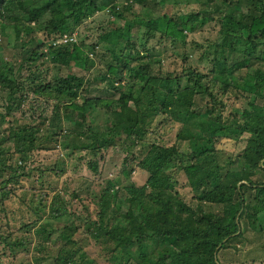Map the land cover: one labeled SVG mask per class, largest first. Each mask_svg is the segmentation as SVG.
I'll return each instance as SVG.
<instances>
[{
  "label": "trees",
  "instance_id": "obj_1",
  "mask_svg": "<svg viewBox=\"0 0 264 264\" xmlns=\"http://www.w3.org/2000/svg\"><path fill=\"white\" fill-rule=\"evenodd\" d=\"M116 1L0 0V50L3 41L11 45L14 40L21 41V50H26L20 66L24 74L20 72L16 76L12 70L14 61L3 60L0 53V90L6 92L3 100L10 102L1 105L5 110L1 119L11 117L28 93L53 103L66 101L64 120L70 127L62 137L71 138L68 157L80 151L95 158L100 151L118 145L126 153L124 162L130 157L134 161L129 168L125 166L123 179L116 182L126 184L123 190L128 210L120 221L107 224L103 222L102 205L96 222L73 208L80 196L75 189L69 193L68 200L65 191L51 180L52 175L56 178L57 174L62 175L63 169L42 165L26 169L35 160L34 152L56 149L53 141L60 128L57 105L37 113V123L36 116L31 115L28 121L11 124V138L0 139V213L9 229L7 238L0 236V239L11 252L30 243L38 253H48L43 246L46 241L54 240L62 247L55 255V264L90 261L86 252L77 247L79 231L102 243L109 260L120 250L127 258L141 260L139 264H221L218 253L233 239L242 237V220L251 217L264 220V127L252 123L248 109L241 113V120L233 115L224 118V106L214 93L216 88L223 93L230 88L237 94L255 93L248 106L264 110V95L261 91L259 94L258 86L249 85L250 80L263 83L264 92V0L199 1L210 11L194 14L192 21L211 14L209 18L219 19L222 27L206 48L190 41V54L182 59L184 64H191L179 73L165 71L156 49L146 44L158 32L157 19L146 15L149 9L143 14L145 20L138 19L135 12L136 4L144 6L146 0ZM166 1L157 0L154 4L162 5ZM156 6L150 8V13ZM105 8L115 19H129L134 26H144L145 42L131 43L126 39L112 43L103 27L92 28L90 25L94 23L105 24L94 19ZM87 20L88 33L96 38L93 44L68 40L56 43L62 36L71 37ZM179 23V18L169 19L160 38L171 44L179 41L188 44ZM31 24L43 34L24 40L35 33ZM31 43L36 45L27 49ZM195 49L197 54L191 58ZM224 50L236 56L230 66L217 57ZM96 52L105 57L106 68L102 74H96L97 79L104 89L117 92L115 99L82 95L88 93L87 88L97 79L78 77L74 70L89 61V53L96 55ZM48 64L56 69L50 76ZM62 66L66 68L64 76L60 75ZM213 66L221 70H214ZM240 70H245L244 77ZM122 73L124 76L120 77ZM202 96L209 101L204 110L196 102ZM257 97L261 104H256ZM48 110H51L49 114ZM159 114L184 126V135L178 132L174 144L145 141L152 121ZM45 128L50 129V134H45ZM241 139L244 146L234 153ZM182 142L187 143L186 150L181 148ZM87 166L95 173L99 169L94 160L89 159ZM134 168L147 173L145 185L137 187L130 179ZM179 169L185 173L193 191L194 205L184 202L171 182L172 171ZM22 178L26 183L15 189ZM113 189L110 183L104 192ZM13 215L27 219L20 222L18 231L30 229V235L9 240L14 234L10 218ZM62 220L69 224L55 229V224ZM73 247L77 250H69ZM152 257H157V262L152 263ZM33 258L42 260L39 256Z\"/></svg>",
  "mask_w": 264,
  "mask_h": 264
},
{
  "label": "rangeland",
  "instance_id": "obj_2",
  "mask_svg": "<svg viewBox=\"0 0 264 264\" xmlns=\"http://www.w3.org/2000/svg\"><path fill=\"white\" fill-rule=\"evenodd\" d=\"M125 2L127 0H117L116 2ZM203 0H167L164 4H154L157 0H146L144 6L140 4H136L135 12L138 14V19H147L143 14H145L146 9H149V12H146V15L157 19V27L156 30V38L149 39L147 41V45L149 47H153L158 52L157 59L161 60L160 65L162 68L170 72L179 73L181 69L188 66L184 64V59L182 57H186V54L189 55L191 51V43L190 41L204 44L205 48L209 45L210 42H213L216 38L217 31L222 27L219 19L211 20V14L204 19L199 20L197 22H193V15L199 12H203L207 9L201 2ZM217 1V0H216ZM215 2V1H214ZM217 3V2H215ZM156 6L155 11L150 13V8ZM210 11V10H209ZM94 19L97 22H105V24H91L90 26L93 28L103 27L107 34L108 40L112 43H116L119 40L125 41L126 39L131 40V43H138L143 44L146 39V28L144 26L139 25H132L127 21H121L118 19L109 16L108 8H105L103 11L96 13ZM179 18V27L183 30L185 35V42L188 43L184 45L182 42H176L175 44H171L170 41L164 40L160 38V33L165 30L166 23L169 19H177ZM143 20V21H144ZM228 20V19H227ZM229 21V20H228ZM88 20L85 21L78 29L74 32L77 34L76 41H83L87 43H94L96 38L93 35H90L86 27ZM32 25V24H31ZM34 28V25H32ZM86 29V30H85ZM35 33L30 34L25 39L30 38L32 36L42 35L43 33L40 30L34 28ZM104 39V38H103ZM23 40V42H25ZM2 42V48L0 50L1 58L3 60H12L14 64L12 65V70L14 75L16 76L18 73L23 72L24 70L20 69L21 63L23 61L24 55L26 54V50H21V41L14 40V43L11 45L9 43ZM36 44L31 43L27 46V49L30 47H34ZM137 45V44H136ZM141 48V47H140ZM211 53V51H210ZM90 54V53H89ZM197 52L196 49L193 50V54L191 58L196 56ZM212 55V53H211ZM213 56V55H212ZM217 55H215V59ZM222 62H227L230 66L234 62L236 56L227 50H224L222 54L218 53L217 56ZM104 59L100 52H96V55H89V61L86 64H79L77 68L74 70V75L76 76H84L89 81L92 78H96L99 75L97 73L102 74L105 71L104 66ZM238 60H240L238 58ZM243 57H241V61ZM6 62V61H5ZM156 65V64H155ZM256 64L253 66V68ZM87 67L88 70H84ZM211 66L209 65V68ZM262 67V66H261ZM214 68V66H213ZM60 75H65L66 68H60ZM244 69V68H243ZM46 70V69H45ZM53 65H47V72L49 76L55 73ZM214 70H221L220 68H214ZM241 74L244 77L245 70H240ZM124 73L120 75L123 77ZM116 83H119V80H116ZM255 82V83H254ZM94 83V82H91ZM123 82L122 84H124ZM255 85L259 90V94L261 91V95H264L262 92V84H256V81L250 80L249 85ZM103 84L97 79L95 84L87 88V94L83 92L82 95H86L85 97L92 98V95L98 96L101 95L103 97H111L115 99L118 97L117 92L113 90H106L103 88ZM218 86V85H217ZM219 87V86H218ZM230 88L226 93H223L222 90L216 88L214 93L218 95L219 100L224 106L222 110V116L224 118H231L237 117L239 120L242 119V112L245 109H248L250 112V119L253 124H257L264 127V110H259L260 108L253 109L248 106V102L251 98H255V93L245 94L241 91L238 94L235 90ZM236 94V96H235ZM27 98L24 102L21 103L20 107L15 109L13 113H11V117H4L1 119L0 117V136L2 139L3 137L11 138V131L10 125L13 123L21 124L24 121L30 120V116H36L35 122H38L37 113L41 112L42 110L55 107V112L59 115L58 117V124L60 128L57 130V136L53 141L54 147L56 149H52L50 152L42 151V152H34L33 157L35 158L34 161L30 162L31 164H27L26 169L30 166L42 165V166H49L58 169L61 168L64 170L62 175L57 174V178L55 175H52L51 180L57 183L58 187L63 189L66 193V199H70L69 193L75 189L79 196L78 201H83L78 203L75 202L73 208L85 217H90L92 220L99 219V211L102 208V205L105 207V215L103 217V222H117L121 220V216L125 213L127 209V203L125 202V191L123 187L126 185L122 183L117 185L116 182L120 181L124 177L123 170L125 166L129 168L131 164L134 162L131 160L124 162V158L126 153H122V146L119 148L118 145L111 146L106 148V150H102L98 153L97 157H89L83 152L74 151V153L70 154L68 157V153L71 150L69 148V142L71 141L70 137L63 138L62 135L64 134L65 130H68L70 124H68L65 120V106L68 105L66 101H61L60 103L54 102L52 100L47 101L44 97H39L38 95H32L30 93L27 94ZM6 97V92L0 90V115H5L4 107L6 103L9 101L3 100ZM79 102V101H77ZM197 105L199 108L204 110L207 104L209 105V101L207 99L197 98L196 100ZM256 104H261L262 100L259 97L255 100ZM10 103V102H9ZM52 110V109H51ZM48 110V114L51 112ZM240 113V116H239ZM10 121V122H9ZM232 121L228 122L230 124ZM183 125L181 123H174L172 122L171 118L166 116L165 114H159L154 118L151 124V128L149 131L148 136H146L145 141L152 142L155 140H160V142L171 145L177 142L176 134H183ZM191 128V127H190ZM61 129V130H60ZM192 129V128H191ZM45 134H50V129L47 130L45 128L43 130ZM195 131V130H193ZM2 132V134H1ZM62 132V133H61ZM59 134V135H58ZM184 135V134H183ZM239 141V140H238ZM237 141V143H238ZM232 143V142H231ZM120 145V143H118ZM47 146H51L48 144ZM187 143L182 142L181 148L183 150L187 149ZM244 146V139L238 143V147L234 153L239 152ZM226 153V152H225ZM227 153H229L227 151ZM97 162L99 167L98 171L95 173L87 166L88 160ZM134 172L130 176V179L134 181L137 187L143 186L147 182V173L140 171L136 168L133 169ZM173 175L171 177V182L174 184V189L178 192L179 196L184 200V202L188 203V205H194L195 200L193 198V191L191 190L190 186L188 185L187 177L182 170L172 171ZM13 175V173H11ZM21 183H26L24 178L20 179L19 183L16 185L15 189L19 187ZM114 185V189L105 193L104 190L109 186V184ZM11 186V185H10ZM10 186H7L9 189ZM175 191V190H174ZM167 195V194H166ZM163 195L162 197H166ZM72 196V195H71ZM171 196L174 198V192L171 193ZM252 213V211H250ZM138 215H141V212L136 211ZM250 213V214H251ZM259 215H257L258 217ZM11 224L13 229L11 231L14 232L12 238L9 240H16L19 238H23L24 235H30V229H26L24 231H18L20 228V222H26L27 219L21 216H10ZM32 221V220H31ZM29 221V222H31ZM6 219L3 217V214L0 213V227L4 226V228L0 229V236L6 237L8 234V230L5 226ZM69 224L67 220H62L60 223H56L54 228H60L58 226H65ZM30 226H32L29 223ZM80 225V224H79ZM261 228V230H259ZM63 228L61 229V231ZM243 235L238 240H232L228 243L225 249L220 250L218 253V259L221 264H264V220L260 221L255 220L254 218H248L246 220H242L241 229ZM81 233V234H80ZM81 231L76 235V243L77 247L82 248L87 256L88 260L92 262H88L87 264H139L141 260L138 258L131 259L127 258L120 250H117L110 260L107 257V253L103 248L104 245L97 241H93L92 238L83 234ZM54 238V237H53ZM155 244V243H154ZM44 248H47L48 253H38L34 251L33 244H25L22 247H18L15 249L14 252L9 251L7 248V243H4L2 239H0V264H55L54 259L55 255H57V251L60 249L61 245L54 242V240L46 241ZM71 248V246H69ZM77 247H73V249L69 250H77ZM62 248V247H61ZM49 254V255H47ZM35 256H39L42 260L36 261L38 258H33ZM157 257H152V263L157 262ZM52 262V263H51ZM58 264H61L58 262Z\"/></svg>",
  "mask_w": 264,
  "mask_h": 264
},
{
  "label": "clouds",
  "instance_id": "obj_3",
  "mask_svg": "<svg viewBox=\"0 0 264 264\" xmlns=\"http://www.w3.org/2000/svg\"><path fill=\"white\" fill-rule=\"evenodd\" d=\"M78 29V28H77ZM76 37H77V34L76 33H73L72 34V36L71 37H67V36H62V38H60V39H56L57 40V44H60V43H64V42H66L67 40L68 41H76ZM91 44H93V43H87V45H91ZM88 55H92L91 53L90 54H88ZM121 84H122V82H121Z\"/></svg>",
  "mask_w": 264,
  "mask_h": 264
}]
</instances>
